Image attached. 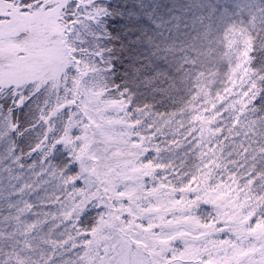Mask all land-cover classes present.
<instances>
[{
    "label": "snow or ice",
    "instance_id": "snow-or-ice-1",
    "mask_svg": "<svg viewBox=\"0 0 264 264\" xmlns=\"http://www.w3.org/2000/svg\"><path fill=\"white\" fill-rule=\"evenodd\" d=\"M0 264H264V0H0Z\"/></svg>",
    "mask_w": 264,
    "mask_h": 264
}]
</instances>
